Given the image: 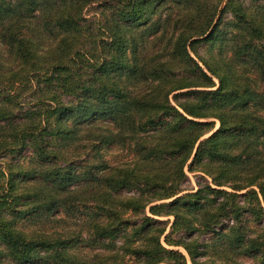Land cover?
<instances>
[{"label": "trees", "instance_id": "16d2710c", "mask_svg": "<svg viewBox=\"0 0 264 264\" xmlns=\"http://www.w3.org/2000/svg\"><path fill=\"white\" fill-rule=\"evenodd\" d=\"M246 260L264 0H0V264Z\"/></svg>", "mask_w": 264, "mask_h": 264}, {"label": "rangeland", "instance_id": "374dc122", "mask_svg": "<svg viewBox=\"0 0 264 264\" xmlns=\"http://www.w3.org/2000/svg\"><path fill=\"white\" fill-rule=\"evenodd\" d=\"M88 15H93V10L91 8H88L87 11ZM229 18L228 15L225 16L224 20ZM207 44L201 43L198 45V49L201 53L205 52L207 49ZM202 181L201 175L192 173V172H187V179L183 184V188L185 190H191V189H196L199 187V183ZM169 217H163V219H168ZM172 218H170L171 220ZM246 264H253L251 260H246Z\"/></svg>", "mask_w": 264, "mask_h": 264}]
</instances>
